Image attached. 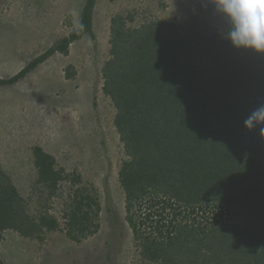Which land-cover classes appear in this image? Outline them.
Returning <instances> with one entry per match:
<instances>
[{
	"label": "trees",
	"instance_id": "16d2710c",
	"mask_svg": "<svg viewBox=\"0 0 264 264\" xmlns=\"http://www.w3.org/2000/svg\"><path fill=\"white\" fill-rule=\"evenodd\" d=\"M94 2L85 1L74 33L0 85L15 83L55 52L67 56L73 41L92 35ZM110 35L102 91L116 110L114 126L130 158L118 178L141 261L264 264V142L243 127L264 103V53L234 49L221 33L182 34L165 21L125 29L113 19ZM74 76L65 72L67 79ZM32 154L36 184L52 195L69 175L40 147ZM88 201L92 213H72L69 226L94 235L101 206ZM24 211L0 170V240L5 230L29 239L60 230L46 211L36 217Z\"/></svg>",
	"mask_w": 264,
	"mask_h": 264
},
{
	"label": "rangeland",
	"instance_id": "374dc122",
	"mask_svg": "<svg viewBox=\"0 0 264 264\" xmlns=\"http://www.w3.org/2000/svg\"><path fill=\"white\" fill-rule=\"evenodd\" d=\"M85 1L0 0V58L5 49L15 62L14 65L7 62L12 74L74 33ZM113 19L125 24V29L165 21L175 24L180 33L193 37L196 33L207 37L220 33L219 21L206 0H95L92 35L85 34L73 41L68 55L56 61L60 69L54 78L68 84L53 92L56 103L46 104L41 110L46 113L43 114L47 116V125L29 130L28 144L0 147V170L22 198L24 213L36 217L46 211L57 219L60 230L46 232L39 239L24 238L12 230L3 231L2 264L145 263L139 257V248L125 220V196L118 178L123 162L130 158L114 126L116 110L102 91V70L111 58ZM67 70L75 74L70 82L65 80ZM34 147L51 155L55 169L69 175L58 182L52 195L47 187L36 184ZM198 166L203 171L205 165ZM168 167L169 160L163 168ZM76 176L80 177V183L72 184ZM88 197L95 198L101 206L99 229L94 235L69 226L72 213L78 216L92 213L94 207L90 209L87 205L91 202ZM77 203H80L78 209ZM88 224L92 220L85 223Z\"/></svg>",
	"mask_w": 264,
	"mask_h": 264
},
{
	"label": "crops",
	"instance_id": "0c3cea01",
	"mask_svg": "<svg viewBox=\"0 0 264 264\" xmlns=\"http://www.w3.org/2000/svg\"><path fill=\"white\" fill-rule=\"evenodd\" d=\"M1 56L0 80H8L14 74L7 66V62L12 61L13 65L15 62L5 49ZM60 56L63 55L55 52L50 55L49 59H45L15 83L0 85V147L28 144L29 141L26 142V140L30 139L28 138L29 130L47 125L46 113L41 110L46 104L56 103L52 94L61 91L62 86L68 84L58 78L56 79L59 81L56 82L54 78V74L60 69L59 63L56 62ZM2 65L4 67H1ZM34 79L35 83L32 81ZM70 79L65 78L67 82H70Z\"/></svg>",
	"mask_w": 264,
	"mask_h": 264
},
{
	"label": "clouds",
	"instance_id": "9594fccd",
	"mask_svg": "<svg viewBox=\"0 0 264 264\" xmlns=\"http://www.w3.org/2000/svg\"><path fill=\"white\" fill-rule=\"evenodd\" d=\"M219 21L224 40L237 50L264 53V0H206ZM247 132H256L264 142V103L244 119Z\"/></svg>",
	"mask_w": 264,
	"mask_h": 264
}]
</instances>
